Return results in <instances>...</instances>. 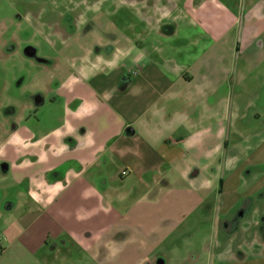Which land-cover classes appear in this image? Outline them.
Here are the masks:
<instances>
[{"label": "rangeland", "instance_id": "rangeland-1", "mask_svg": "<svg viewBox=\"0 0 264 264\" xmlns=\"http://www.w3.org/2000/svg\"><path fill=\"white\" fill-rule=\"evenodd\" d=\"M259 19L264 0H0V247L6 250L0 264L229 261L235 249L221 244L225 236L211 219L175 218L159 199L158 192L185 189L177 173L144 192L115 163L86 167L76 177L73 156L79 120L92 110L116 116L105 103L120 85L108 81L146 52L141 39L150 40L158 26L162 34L175 28L162 41L188 40L175 54L184 63L213 41L224 56L242 47L246 22L258 37L250 50L263 53ZM253 67L256 85L241 90L243 125L264 117V60ZM71 95L79 100L67 103ZM234 121L226 157L234 142L241 144ZM184 221L187 228L177 225ZM5 234L18 235L10 248ZM42 234L48 246L40 248Z\"/></svg>", "mask_w": 264, "mask_h": 264}, {"label": "crops", "instance_id": "crops-1", "mask_svg": "<svg viewBox=\"0 0 264 264\" xmlns=\"http://www.w3.org/2000/svg\"><path fill=\"white\" fill-rule=\"evenodd\" d=\"M259 22L264 33V19ZM214 26L224 34L222 25ZM251 26L246 22L244 45L228 56L213 41L200 54L181 59L184 63H178L175 54H181L177 47L187 46L188 40L178 45L162 41L175 28L162 34L158 26L150 40L141 39L146 52L133 56L132 66L117 70L108 81L120 85L119 94L105 103L116 116L92 110L79 120L81 135L73 156L76 177L86 167L115 163L125 172L122 178L144 192L177 173L186 181L185 189L158 192L159 199L169 202L175 218L198 213L201 219H211V228L225 236L221 244L235 249L225 264H264V117L240 123L245 117L240 107L246 103L241 90L256 85L253 65L257 58L264 60V52L250 50L258 41ZM76 99L71 95L67 103ZM231 119L237 120L233 131L241 144L234 142L232 155L226 157ZM5 236L7 248L12 247L18 235ZM38 245L48 246L44 234ZM5 252L1 248L0 257Z\"/></svg>", "mask_w": 264, "mask_h": 264}]
</instances>
